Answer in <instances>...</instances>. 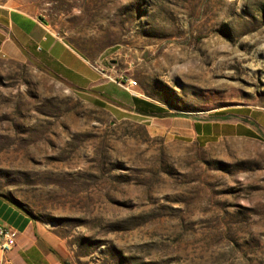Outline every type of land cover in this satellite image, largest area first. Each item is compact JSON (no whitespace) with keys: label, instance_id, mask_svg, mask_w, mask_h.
Masks as SVG:
<instances>
[{"label":"rangeland","instance_id":"374dc122","mask_svg":"<svg viewBox=\"0 0 264 264\" xmlns=\"http://www.w3.org/2000/svg\"><path fill=\"white\" fill-rule=\"evenodd\" d=\"M19 3L100 80L0 57V195L67 264H264V0Z\"/></svg>","mask_w":264,"mask_h":264},{"label":"crops","instance_id":"0c3cea01","mask_svg":"<svg viewBox=\"0 0 264 264\" xmlns=\"http://www.w3.org/2000/svg\"><path fill=\"white\" fill-rule=\"evenodd\" d=\"M0 57L17 61L33 58L42 68L55 72L73 86L84 90H92L99 85L100 78L89 61L59 38L49 24L23 10L19 0H0ZM64 72H72L76 78L74 80L79 82L69 81ZM123 93L129 95L127 92ZM250 117L255 122L251 121L248 127L254 129L253 125L260 123L259 129L264 133L262 115ZM198 131L197 135H204L203 127ZM0 227L17 231L16 246L7 255L11 264H63L59 246L54 243L53 238L44 233L29 214L1 195ZM2 256L0 245V258Z\"/></svg>","mask_w":264,"mask_h":264},{"label":"built area","instance_id":"2783aa9c","mask_svg":"<svg viewBox=\"0 0 264 264\" xmlns=\"http://www.w3.org/2000/svg\"><path fill=\"white\" fill-rule=\"evenodd\" d=\"M120 85L125 87L132 94L137 95L135 89L138 86L136 79L121 80ZM17 243V231L9 227H0V245L3 252L0 264H11L7 255L14 249Z\"/></svg>","mask_w":264,"mask_h":264},{"label":"trees","instance_id":"16d2710c","mask_svg":"<svg viewBox=\"0 0 264 264\" xmlns=\"http://www.w3.org/2000/svg\"><path fill=\"white\" fill-rule=\"evenodd\" d=\"M135 101H136V102H140V101H142V100H140L139 98H136ZM151 115H156V114H151ZM62 261H63V264H67V262L64 261L63 259H62Z\"/></svg>","mask_w":264,"mask_h":264},{"label":"water","instance_id":"95a60500","mask_svg":"<svg viewBox=\"0 0 264 264\" xmlns=\"http://www.w3.org/2000/svg\"><path fill=\"white\" fill-rule=\"evenodd\" d=\"M42 21H43L44 23L48 24L47 21H45L44 19H42Z\"/></svg>","mask_w":264,"mask_h":264}]
</instances>
